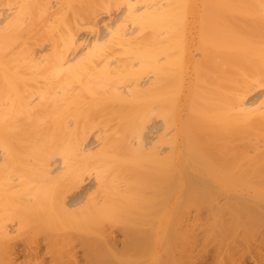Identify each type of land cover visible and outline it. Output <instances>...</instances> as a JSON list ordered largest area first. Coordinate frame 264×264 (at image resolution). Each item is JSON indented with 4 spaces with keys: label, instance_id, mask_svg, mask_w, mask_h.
Masks as SVG:
<instances>
[{
    "label": "bare ground",
    "instance_id": "1",
    "mask_svg": "<svg viewBox=\"0 0 264 264\" xmlns=\"http://www.w3.org/2000/svg\"><path fill=\"white\" fill-rule=\"evenodd\" d=\"M258 228L264 0H0V264H178Z\"/></svg>",
    "mask_w": 264,
    "mask_h": 264
},
{
    "label": "rangeland",
    "instance_id": "2",
    "mask_svg": "<svg viewBox=\"0 0 264 264\" xmlns=\"http://www.w3.org/2000/svg\"><path fill=\"white\" fill-rule=\"evenodd\" d=\"M215 190H217V189H215ZM214 190V191H215ZM217 195L215 196V194L213 195V196H215V197H217V200L219 199L220 201V204L221 205H223L222 203L223 202H225L224 201V198L226 199V197L228 198V196H226L227 194L226 193H228L226 190H218V191H216L215 192ZM220 193V194H219ZM222 193V194H221ZM214 197V198H215ZM213 198V199H214ZM211 202H213V204H212V210L214 211V213H215V206H216V204L218 203V202H216L215 203V201H211ZM211 202H210V204H211ZM209 204V205H210ZM219 204V203H218ZM217 204V205H218ZM199 207H201V206H199ZM191 208V207H190ZM202 209H203V207H201ZM206 208V207H205ZM208 208V207H207ZM189 209V208H188ZM187 208L186 209H183L184 210V212L185 211H187L188 210ZM195 208H193V210H192V208L191 209H189V211H194L195 212V210H194ZM198 209V208H197ZM201 209V210H202ZM198 210H200V209H198ZM198 210H196L197 211V213H198ZM204 210V209H203ZM206 210V209H205ZM211 205H210V209L209 210H207V211H210V215H212L211 214ZM206 211V212H207ZM212 211V212H213ZM183 212V213H184ZM193 212V213H194ZM185 213H187V216H188V211L187 212H185ZM192 213V212H191ZM196 212H195V214L196 215H199L200 217V219L198 218V220L196 219L197 217H195L196 215L195 214H190L189 213V215H194V216H192L193 218H192V220H194V217H195V219L200 223V221L202 220V218L201 217H207V213H205V212H202L201 213V211H199V214H197ZM203 214V213H205L203 216H201V214ZM222 214V216H221V218L223 217V213H221ZM191 216H188V217H191ZM213 216V215H212ZM211 216H209V218H210ZM184 218H187L185 215H183V222H185L186 221V219H184ZM204 218V219H205ZM220 218V219H221ZM211 219V218H210ZM224 218H222V220H223ZM189 220H190V218H188V220L186 221V222H188L187 224H185V225H187V226H189L190 225V222H191V226H192V224H194V223H192V220L189 222ZM195 220V222H197ZM151 221L152 220H150V225H151ZM203 222L205 221V220H202ZM201 221V222H202ZM224 221V220H223ZM222 221V222H223ZM180 222H181V219H180ZM183 222H182V224H183ZM210 222V221H209ZM212 222H213V220H212ZM217 223H218V221H217ZM224 223V222H223ZM181 224V223H180ZM180 224H179V227H180ZM183 224V225H184ZM203 223H201V224H199V225H201L202 227L201 228H203V231H204V228L205 227H203L204 226V224L202 225ZM211 225H214V224H212V223H210ZM153 225V224H152ZM151 225V226H152ZM178 225V224H177ZM195 225H197V226H195ZM195 228L197 229H195L194 231H193V233H191L192 232V230L194 229V228H192L191 226L190 227H188V229H186L187 227H185V226H183V227H185L184 229V231L188 234V232L190 233V234H194L193 235V237L194 236H199L200 237V235H201V233H204V232H201V233H199L198 231H200V230H202V229H200L199 230V226H198V224L197 223H195ZM218 225V224H217ZM222 225V224H221ZM219 226L218 225V227L216 228L215 227V230H216V233L215 234H217V232H222V233H224L225 234V228H224V224L222 225V226ZM151 226H149V227H151ZM182 226V225H181ZM178 227V228H179ZM183 227H182V229H183ZM198 227V228H197ZM212 227V229H213V226H211ZM220 227V228H219ZM223 227V228H222ZM252 228H255V227H253V226H251ZM192 228V230L190 231V229ZM252 228H250L249 227V231H250V229H252ZM257 228V227H256ZM222 229V230H221ZM224 229V230H223ZM259 229V228H258ZM261 229V228H260ZM259 229V232L261 231H263V229H261L260 230ZM118 229L116 228V229H114L113 230V233H115V235H117L116 236V238H121V235H120V232H118L117 231ZM150 230V229H149ZM180 230V229H179ZM186 230H188V232L186 231ZM254 230V229H253ZM252 230V231H253ZM257 230V229H256ZM115 231V232H114ZM151 231V230H150ZM149 231V235L151 234V232ZM182 231V230H181ZM183 231V232H184ZM199 233V235L198 234H196L197 232ZM245 231V230H244ZM243 231V232H244ZM247 231V230H246ZM246 231L244 232V233H242V234H245L246 233ZM211 232V231H210ZM210 232H209V235H210ZM213 232V231H212ZM215 232V231H214ZM258 232V231H257ZM257 232H255V230H254V232H252V233H256V235H257ZM258 232V233H259ZM222 233H221V235H222ZM249 233V232H248ZM196 234V235H195ZM262 234H263V232L261 233V235H259V236H261V238H258L257 236H255V234H253L252 236H255L254 238H249V239H252V241H250V245H249V242H248V245H249V248H247L246 246H248L247 244H246V246L243 244H240L237 240V244L235 245V243H233L234 244V250H229V247H228V249H227V247L226 246H229V245H226V242L228 243V241L230 240V238H229V240H225V237L227 236V232H226V234H225V237L222 235V236H217L216 235V237H215V235L214 236H211V237H209L208 239L209 240H207V241H205V242H203L202 240H203V238H202V240H201V238H199V240H198V237H197V239H196V241H194L195 243L193 244V241H191L190 239H193V240H195L194 238H196V237H194V238H188V236H190V235H186L187 236V239L188 240H190V241H185L187 244H186V246H185V248L187 247L188 249H186V251H185V248H183L184 249V251H183V249L182 248H179L181 251H183L184 253L182 254V255H180L181 256V262L180 263H178V262H176V260H175V262L176 263H178V264H225V263H227V264H238V262L240 263V264H255L256 262L255 261H258V260H263L264 259V236H262ZM250 234H248V235H245V236H243V237H246V236H249ZM264 235V234H263ZM185 236V237H186ZM192 236V235H191ZM202 236V235H201ZM228 236H229V234H228ZM203 237H204V235H203ZM212 237L214 238V240L212 239ZM222 237H223V239H222ZM242 237V236H241ZM258 239H257V238ZM205 238V237H204ZM215 238H216V240H215ZM226 238H228V237H226ZM186 239V240H187ZM221 239V240H220ZM242 239H246V240H248V238L246 237V238H241V239H239L240 240V242H241V240ZM120 240V239H119ZM183 240V238L181 239V242H183L182 241ZM185 240V239H184ZM223 240V241H222ZM256 240V241H255ZM12 241L14 242V240L12 239ZM198 241V242H197ZM225 241V242H224ZM231 241V240H230ZM229 241V242H230ZM254 241V242H253ZM263 241V242H262ZM190 242V243H189ZM202 242H203V244H202ZM209 242V243H208ZM242 242H244L243 240H242ZM246 242V241H245ZM197 243V244H196ZM201 243V244H200ZM205 243V244H204ZM211 243V244H210ZM262 243V244H261ZM179 244H180V242H179ZM179 244H178V246H179ZM185 243L183 242V245H184ZM191 244H193V247L191 246ZM196 244V245H195ZM208 244V245H207ZM225 246H224V245ZM229 244V243H228ZM183 245H181V246H183ZM198 245V246H197ZM205 245V246H204ZM216 245H217V247H216ZM220 245V246H219ZM223 245V246H222ZM42 246V245H41ZM151 246H154V244L153 245H151ZM213 246V247H212ZM157 247V246H156ZM155 247V249H154V251L155 252H157V250H158V252H159V250L160 251H162L159 247H157L156 248ZM184 247V246H183ZM206 247V248H205ZM239 247V248H238ZM152 248V247H151ZM151 248H150V251H151ZM177 248V249H176ZM175 249L176 250H178V247H176ZM190 248V249H189ZM219 248V249H218ZM224 248V249H223ZM261 248V249H260ZM157 249V250H156ZM174 249V248H173ZM195 249H196V251H195ZM215 249V250H214ZM244 249L246 250V252L244 251ZM188 250H191V251H188ZM228 250V251H227ZM260 250V251H259ZM175 251V250H174ZM192 251H194V252H192ZM200 251V252H199ZM208 251V252H207ZM218 251V252H217ZM243 251V252H242ZM262 251V252H261ZM157 252V253H158ZM176 253H175V256H177V252L178 251H175ZM191 252V253H190ZM217 252V253H216ZM220 252H221V254H220ZM179 253H181V252H179ZM178 253V254H179ZM240 253V254H239ZM263 253V254H262ZM185 254H188V255H185ZM201 254V255H200ZM203 254V255H202ZM246 254H248L247 256H245ZM251 254V255H250ZM184 255V256H183ZM216 255V256H215ZM230 255V256H229ZM244 255V256H243ZM263 255V256H262ZM179 256V257H180ZM224 256V257H223ZM260 256V257H259ZM218 257V258H217ZM245 257V258H244ZM259 257V258H258ZM177 258V257H176ZM195 258V259H194ZM212 258V259H211ZM233 258V259H232ZM241 258H243V259H241ZM178 259V258H177ZM190 260V262H189V260ZM209 260V262H208V260ZM221 259V260H220ZM235 259V260H234ZM245 259V260H244ZM257 259V260H256ZM179 260H180V258H179ZM188 260V261H187ZM202 260V261H201ZM205 260V261H204ZM223 260V261H222ZM236 261V262H234V261ZM243 260V261H242ZM251 260V261H250ZM254 262H253V261ZM178 261V260H177ZM194 263H193V262ZM199 261V262H198ZM214 261V262H213ZM231 261L233 262V263H231ZM196 262V263H195Z\"/></svg>",
    "mask_w": 264,
    "mask_h": 264
}]
</instances>
